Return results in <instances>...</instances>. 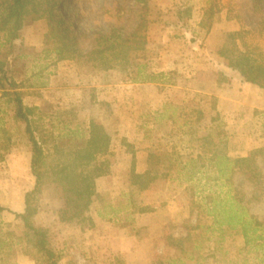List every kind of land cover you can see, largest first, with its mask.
Here are the masks:
<instances>
[{
    "label": "rangeland",
    "instance_id": "1",
    "mask_svg": "<svg viewBox=\"0 0 264 264\" xmlns=\"http://www.w3.org/2000/svg\"><path fill=\"white\" fill-rule=\"evenodd\" d=\"M212 1L221 10L207 29L200 22ZM133 2L63 0L59 12L88 51L95 35L116 25L121 10H126L121 25L132 27ZM150 6L147 50L140 61L153 81L133 82L136 69L100 70L61 59L45 21H28L16 41L11 70L25 104L38 108L39 129L81 133L95 119L112 138L110 173L97 179L90 208L95 225L59 220L63 201L57 183L43 187L36 221L51 228L61 264H264L262 243L247 246L240 232L227 227L221 235L206 214L211 199L227 189L209 162L197 161L200 172L190 181L176 174L144 191L130 183L133 154L143 172L150 152L176 149L184 157L196 156L204 136L217 140L220 133L232 158L263 149L258 158L263 192L255 193L242 178L236 185L259 196L251 212L264 220V89L244 81L220 55L227 35L235 32L241 48L246 43L264 54V34L257 30L264 0L258 7L255 0H150ZM32 156L25 124L0 90V205L11 210L0 214V230L22 225L15 214L24 211L25 194L35 185ZM7 253L0 252V264H37L34 252L15 249L4 260Z\"/></svg>",
    "mask_w": 264,
    "mask_h": 264
},
{
    "label": "trees",
    "instance_id": "2",
    "mask_svg": "<svg viewBox=\"0 0 264 264\" xmlns=\"http://www.w3.org/2000/svg\"><path fill=\"white\" fill-rule=\"evenodd\" d=\"M62 2L63 0H0V90L7 102L14 105L17 121L25 124L33 153L31 171L35 176L34 187L25 194L24 211L15 214L22 222V225L14 226L19 230H0V252L9 253L4 260L8 259L11 251L18 249L27 255L34 252L37 264H61L62 256L54 244L51 228L36 221L43 187L49 183H57L60 187L63 204L58 215L62 223L76 222L82 227H93L95 221L90 215V208L96 194V182L98 178L109 174L111 168L109 156L112 138L101 122L92 119L85 132L74 131L70 134H55L54 131L46 134L43 133L45 131L42 126L40 129L37 126L42 120L36 114L38 108L25 104L24 91L11 70V55L26 23L46 22L47 36L56 44L55 51L61 59L85 62L100 70L136 69L130 78L133 82L153 81V78H149L151 74L144 72L147 64L140 61L148 44L146 19L151 11L150 0H134L128 10L135 21L131 28L121 25L126 10L118 12L120 19L116 25L109 31L95 35L88 51L72 24L59 12ZM259 2L260 0H255L256 7ZM220 10L218 3L212 1L205 10L200 25L210 29ZM257 30L264 34V14H260ZM238 35L236 32L227 35L220 55L228 60L229 67L237 70L244 81L264 89V54L251 50L246 43L241 48ZM212 105L216 109V105ZM177 110L174 109L173 117ZM199 113L202 115L203 110ZM184 125L188 127L189 123L185 121ZM38 129L41 136L37 134ZM221 136L219 133L217 140L210 134L204 136L200 140V154L196 156L184 157L176 149L150 152L148 167L143 172L137 171V158L133 154L131 186L144 191L158 180L176 174L190 181L200 172L196 169V162H209L215 169L222 188L227 186V189H222L211 199L206 214L214 219L221 235L224 234V227H227L240 232L245 245L262 243L264 247V220L258 219L251 212V204L259 196H249L236 185V179L242 178L255 186V193L263 192V172L258 161L263 149L257 148L246 156L232 158L226 151L227 146ZM209 145L213 146L210 150L207 149ZM184 159L186 164L182 163ZM180 165L183 167L179 168ZM145 209L141 210L146 211ZM5 211L11 212L9 208L0 205V214ZM12 226L10 223L9 227Z\"/></svg>",
    "mask_w": 264,
    "mask_h": 264
},
{
    "label": "crops",
    "instance_id": "3",
    "mask_svg": "<svg viewBox=\"0 0 264 264\" xmlns=\"http://www.w3.org/2000/svg\"><path fill=\"white\" fill-rule=\"evenodd\" d=\"M212 31H214V27H213Z\"/></svg>",
    "mask_w": 264,
    "mask_h": 264
}]
</instances>
